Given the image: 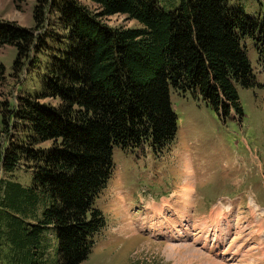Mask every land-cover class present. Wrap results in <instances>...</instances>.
Segmentation results:
<instances>
[{"label":"trees","instance_id":"trees-1","mask_svg":"<svg viewBox=\"0 0 264 264\" xmlns=\"http://www.w3.org/2000/svg\"><path fill=\"white\" fill-rule=\"evenodd\" d=\"M36 1L34 28L0 22V48L18 51L11 76L34 68L42 83L0 102V264H81L107 226L95 203L114 148L151 143L161 157L173 144L171 90L223 120L244 115L237 85L257 77L243 41L264 68V14L240 0ZM115 15L139 26H110ZM48 19L52 30L36 33ZM21 170L30 186L14 180Z\"/></svg>","mask_w":264,"mask_h":264},{"label":"rangeland","instance_id":"rangeland-1","mask_svg":"<svg viewBox=\"0 0 264 264\" xmlns=\"http://www.w3.org/2000/svg\"><path fill=\"white\" fill-rule=\"evenodd\" d=\"M240 3L251 16L264 14V0ZM36 4L0 0V22L34 28ZM105 21L113 27L139 26L124 15ZM51 22L36 33L52 30ZM243 44L257 77L255 87L237 85L244 115L233 111L223 120L201 98L171 90L179 117L173 144L161 157L151 143L144 150L114 148L113 175L95 203L107 226L81 264H264V68L254 41ZM17 54L16 47L0 48L6 67L0 102L42 91L34 68L11 76ZM14 180L30 186L32 174L21 170ZM187 180L195 189L190 205L180 195ZM150 203H161V216L148 210Z\"/></svg>","mask_w":264,"mask_h":264},{"label":"bare ground","instance_id":"bare-ground-1","mask_svg":"<svg viewBox=\"0 0 264 264\" xmlns=\"http://www.w3.org/2000/svg\"><path fill=\"white\" fill-rule=\"evenodd\" d=\"M193 191L195 192V189H194V186H193V184L190 182V180H187L186 181V183L183 185V187H182V189H181V191H180V195L182 196V201L184 202V203H187L188 205H190V203H191V194L193 193ZM148 210L149 211H155L154 213H157L158 215H160L161 216V212H162V210H161V208H160V206L158 205V204H155V205H152L151 203L148 205ZM162 207V206H161ZM163 207H164V205H163ZM219 208V207H218ZM219 210V209H218ZM216 213V214H215ZM218 211H216V208L214 209V211H213V216H214V218H216L217 217V215H220V213H218ZM223 219H221L220 221H222L223 220V222L225 221V222H227L226 220H225V218L224 217H222ZM209 219V218H208ZM217 225V224H216ZM228 231V230H227ZM227 231H225V233H227ZM190 250V249H189ZM195 254V253H194ZM194 256V255H193ZM192 256V257H193ZM189 260V259H188Z\"/></svg>","mask_w":264,"mask_h":264},{"label":"crops","instance_id":"crops-1","mask_svg":"<svg viewBox=\"0 0 264 264\" xmlns=\"http://www.w3.org/2000/svg\"><path fill=\"white\" fill-rule=\"evenodd\" d=\"M159 206H160V208H161V203H157Z\"/></svg>","mask_w":264,"mask_h":264}]
</instances>
